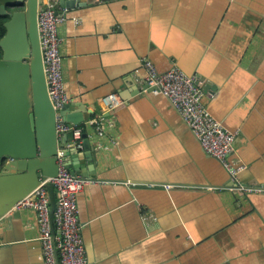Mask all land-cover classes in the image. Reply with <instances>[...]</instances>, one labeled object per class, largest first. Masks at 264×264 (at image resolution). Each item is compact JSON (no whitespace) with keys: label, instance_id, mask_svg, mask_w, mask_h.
Segmentation results:
<instances>
[{"label":"crops","instance_id":"0c3cea01","mask_svg":"<svg viewBox=\"0 0 264 264\" xmlns=\"http://www.w3.org/2000/svg\"><path fill=\"white\" fill-rule=\"evenodd\" d=\"M56 8L65 86L91 148L75 158L92 181L78 196L89 264H264V0ZM144 60L201 78L210 112L236 133L237 179L148 85ZM110 93L123 103L98 137L85 123ZM39 235L35 210L6 214L0 264H44Z\"/></svg>","mask_w":264,"mask_h":264},{"label":"water","instance_id":"95a60500","mask_svg":"<svg viewBox=\"0 0 264 264\" xmlns=\"http://www.w3.org/2000/svg\"><path fill=\"white\" fill-rule=\"evenodd\" d=\"M42 3L0 0V15L9 17L0 39V219L41 186L49 191L53 219L58 202L50 180L59 174V161L71 174L83 176L75 158L89 156L91 149L85 139L84 153L67 143L68 134L62 137L57 130L38 27ZM60 4L73 8L76 0H60ZM60 114L74 125L84 120L80 112L71 110V104Z\"/></svg>","mask_w":264,"mask_h":264},{"label":"built area","instance_id":"2783aa9c","mask_svg":"<svg viewBox=\"0 0 264 264\" xmlns=\"http://www.w3.org/2000/svg\"><path fill=\"white\" fill-rule=\"evenodd\" d=\"M60 22L56 0H43L38 27L48 90L57 110V130L60 135L70 134L72 144L78 149H83V123L74 125L60 114V110L71 101L63 74V38L59 33ZM143 65L147 72V83L152 90L171 101L199 140L203 150L218 159L231 177L237 179L246 169V165L234 164L231 159L235 153L236 133L227 130L210 112L201 81L196 83L194 76L177 65L165 72H160L149 60H144ZM122 103L118 93L103 96L102 112L88 120L85 125L91 126L98 137L103 136L107 114ZM50 183L55 189L58 202L53 219L51 198L45 186L39 187L32 195L17 202L13 210L33 209L37 213L44 264H89L79 219L78 196L92 181L81 175L71 174L59 161V174L51 179ZM245 192L252 194L254 190L248 188Z\"/></svg>","mask_w":264,"mask_h":264},{"label":"trees","instance_id":"16d2710c","mask_svg":"<svg viewBox=\"0 0 264 264\" xmlns=\"http://www.w3.org/2000/svg\"><path fill=\"white\" fill-rule=\"evenodd\" d=\"M8 18H9L8 16H2V15H0V39L2 38V36L6 32V28L4 26V23H5L6 20H8ZM1 55H2V52L0 50V57H1Z\"/></svg>","mask_w":264,"mask_h":264}]
</instances>
